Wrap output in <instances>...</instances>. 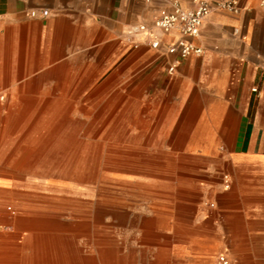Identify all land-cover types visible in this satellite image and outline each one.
<instances>
[{
  "label": "crops",
  "instance_id": "obj_1",
  "mask_svg": "<svg viewBox=\"0 0 264 264\" xmlns=\"http://www.w3.org/2000/svg\"><path fill=\"white\" fill-rule=\"evenodd\" d=\"M208 1L210 12L193 41L202 55L181 61L169 76L171 57L164 55L177 33L161 35L155 48L134 49L125 37L130 26L151 23L159 9L168 8L166 0H5L0 107L17 109L11 130L28 136L27 150L13 159L16 166L1 171L8 180H0V264H91L63 242L70 237L55 235L65 230L64 222L50 216L100 215L127 194L151 198V156L121 151L119 135H60L66 123L60 120L61 107L90 105L93 90L103 83H95L98 77L105 81L150 58L151 134L158 133L156 139L188 134L214 161L221 142L228 147L232 140L242 141L244 151L224 165L234 176L231 192L200 214L217 236H227L225 252L242 249V236L250 231L257 237L253 252L264 253L259 238L264 235V13L260 0H234L236 13L217 8L228 0ZM180 6L190 9L192 0H180ZM33 9H47L49 16L30 18ZM62 92L73 95L67 99ZM71 122L79 125L74 132L84 125ZM53 164L59 165L56 170ZM136 174L143 179H135ZM72 224L82 229L84 223ZM142 225L151 228V221ZM71 241L75 244L74 236ZM97 257L100 264L110 263L102 253ZM239 264H264V259L242 256Z\"/></svg>",
  "mask_w": 264,
  "mask_h": 264
},
{
  "label": "rangeland",
  "instance_id": "obj_2",
  "mask_svg": "<svg viewBox=\"0 0 264 264\" xmlns=\"http://www.w3.org/2000/svg\"><path fill=\"white\" fill-rule=\"evenodd\" d=\"M4 2L0 0V9L4 8ZM116 73L105 81L104 77L96 79L95 83H103L93 90L90 105L61 107L64 115L60 120L66 123L60 135L82 138L119 135L123 137L119 144L121 151H135L141 158L151 156V198L127 194L118 200L123 207L118 206L116 200L115 205L100 215L74 217L66 212L50 216L64 222L65 230L55 235L70 237L63 242L76 248L91 264H100L98 253L104 254L110 260L109 264H214L219 253L227 254L231 264H239L242 256L264 259L263 252H253L258 247L253 244V238L257 237L250 231L242 236L240 247L243 252L241 248L236 253L225 252L227 236H217L216 229L207 224V220L202 221L200 214L210 212L211 203L231 192L234 176L231 168L224 165L229 161L228 157L244 151L242 141L232 140L228 147L221 142L216 147L220 155L214 161L202 153L199 140L188 134H184L186 138L183 139H178L179 134L175 133L171 139H156L158 133L151 134V58L124 74L122 70ZM61 95L71 99L73 93L62 92ZM16 110L4 104L0 107V180H8L1 171L15 167L16 154L27 150L28 133L11 130L15 126L11 115ZM71 120L84 124L80 131H73L79 125ZM117 127L122 130L114 132L112 129ZM58 166L52 165L55 170ZM224 176L231 182L227 191L223 188ZM134 178L143 179L138 174ZM22 181L23 178L18 180ZM239 190L243 196L244 186ZM216 209L219 210V206ZM143 221H151V228H143ZM73 222L84 223L82 229L75 228ZM73 236L75 244L71 241ZM259 238L264 240V235ZM23 254L27 256L29 251Z\"/></svg>",
  "mask_w": 264,
  "mask_h": 264
},
{
  "label": "built area",
  "instance_id": "obj_3",
  "mask_svg": "<svg viewBox=\"0 0 264 264\" xmlns=\"http://www.w3.org/2000/svg\"><path fill=\"white\" fill-rule=\"evenodd\" d=\"M168 8H161L154 15L151 23H141L130 26L125 37L131 42L134 49L140 47H157L161 43V35L177 33L178 38L171 42L165 51L164 57H171L166 63V73L173 76L181 61L189 57H200L203 53L202 48L193 41L199 37L200 28L210 12L208 0H192L190 9H183L180 0H166ZM259 7L264 13V0L259 1ZM217 8L233 13L238 11L237 2L228 0L217 3ZM30 18H47V9H33L28 11ZM255 93L256 90L254 89ZM230 179L223 177V188L229 190ZM204 206H208L204 203ZM214 264H231L230 258L225 253H219L214 258Z\"/></svg>",
  "mask_w": 264,
  "mask_h": 264
},
{
  "label": "bare ground",
  "instance_id": "obj_4",
  "mask_svg": "<svg viewBox=\"0 0 264 264\" xmlns=\"http://www.w3.org/2000/svg\"><path fill=\"white\" fill-rule=\"evenodd\" d=\"M22 190V189H21ZM25 191V190H24ZM35 193V192H34ZM42 194V193H41Z\"/></svg>",
  "mask_w": 264,
  "mask_h": 264
}]
</instances>
